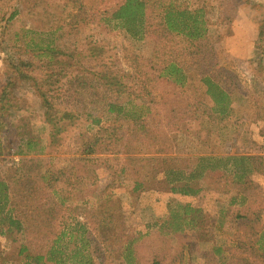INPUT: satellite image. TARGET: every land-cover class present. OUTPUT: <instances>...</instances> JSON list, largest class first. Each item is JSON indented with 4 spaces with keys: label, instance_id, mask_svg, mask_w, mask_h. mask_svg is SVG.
<instances>
[{
    "label": "rangeland",
    "instance_id": "374dc122",
    "mask_svg": "<svg viewBox=\"0 0 264 264\" xmlns=\"http://www.w3.org/2000/svg\"><path fill=\"white\" fill-rule=\"evenodd\" d=\"M44 1L49 13L65 17L60 15L62 0ZM183 1L192 8L206 6L211 29L206 62L190 71V82L181 92L156 78V67L147 66L154 40L134 39L114 25H93L77 37L65 36L62 47L75 43L66 51L70 57L63 58L67 64L45 65L47 60H34L30 69L22 71L37 80L22 79L14 63L20 58L32 61L31 53L22 48L24 40L48 44L54 40L59 23L54 17L24 13V0H0V94L11 83L7 109L0 113V180L9 179L23 165L40 173L62 171L61 180L70 179L69 159L76 137L96 133L100 126L131 143L129 120L109 114L103 104L89 105L88 114L80 118H70L63 112V107H70L64 105L66 100L74 106L82 103L69 99L66 92V81L75 74L90 79L109 76L113 81L124 77L125 97L137 100L135 107L150 105L151 111H137L145 113L152 135L159 136V147L148 148L161 149L157 157L211 156L213 165L223 168L208 172L196 182L201 191L195 196L172 193L171 186L162 185L165 174L150 180L144 190L134 191L137 176L119 175L124 150L117 155L100 154L101 163L92 177L85 175L81 165L76 167L83 178L73 181L69 196L60 192L68 186L58 182L56 200L66 196L68 201L51 234L44 235L32 223H25L23 232L11 239L0 235V264H24V255L20 254L23 246L29 253L46 257L51 248L58 250L59 264H236L243 258L236 246L248 238L245 229L258 232L257 248L264 250V0ZM116 2L110 0L108 6ZM60 68L65 69L61 75ZM199 73L209 74L229 93L226 116L216 113ZM39 85L52 91L49 101L55 108L50 111L40 96ZM186 103L194 106L193 112L180 115V122L170 124L173 115L169 110L184 109ZM16 134L34 142L33 150L24 156L17 155L20 137ZM143 152V148H136L133 155L140 157ZM241 175L250 179L243 188L247 198L240 195L242 188L235 183L245 178L239 179ZM49 193L40 189L39 200L44 203ZM94 209L108 211L115 219L120 217V237L108 249L88 215Z\"/></svg>",
    "mask_w": 264,
    "mask_h": 264
},
{
    "label": "trees",
    "instance_id": "16d2710c",
    "mask_svg": "<svg viewBox=\"0 0 264 264\" xmlns=\"http://www.w3.org/2000/svg\"><path fill=\"white\" fill-rule=\"evenodd\" d=\"M24 1V13L54 17V22L59 23L56 31H54V40L48 44L32 39L30 41L24 40L22 48H24V52L31 53L32 61H24L20 58L17 63H14L16 64L14 68L26 81L37 80L30 77L29 73L22 71L28 69L34 60H47L45 65L67 64L63 58L64 56L70 57L66 51L75 46V43L64 48L60 42L65 36L77 37L83 29L93 25L106 28H111L114 25L137 40L152 38L154 51L152 57L147 60V66L156 67L159 70V75L156 78L170 83L174 88L180 90L189 84L190 71L192 72L194 68L195 70L202 68L206 62L205 55L209 48L211 27L208 11L204 5L192 8L189 3L183 0H117L115 4L109 7L110 0H62L60 15H65V17L61 19L56 13L47 11L44 7V0ZM16 14L17 12L13 13L10 19L14 18ZM15 37H18V34ZM17 40L18 38H16ZM11 60L14 61V59ZM64 70V68H60L59 75ZM198 76H200L199 81L206 87V94L215 103L216 113L226 116L230 109L229 93L215 83L209 74L201 76L199 73ZM123 78L120 77V80L113 81L109 76L102 79H90L86 75H71L65 86L68 98L76 99L82 103L74 106L66 100L64 105L70 107H63V112L68 114L70 118H80L84 114H88L89 105L103 104L107 107L109 114L118 117L125 116L129 120L131 123L129 130L132 132L131 143L125 142L123 137L112 133L109 128L100 126V121H98L100 127L96 133L79 134L74 141L75 150L69 159L72 164L68 170L70 179L67 178L62 181L60 177L62 171L53 173L48 169L44 173H40L28 165H23L9 179L0 180V235L11 239L15 233L23 232L25 223H32V226L42 231L44 235L51 234L56 218L60 216L65 202L68 201L66 196L62 197L61 201L56 200L55 196L59 193L58 182H63L69 187L60 191L66 192L69 196L73 189V181L83 178L76 167L81 165L85 175L89 178L92 177L101 163L100 154L117 155L124 150L126 156L120 165L119 175L137 176L134 191L144 190L145 185L150 180H155L157 176L165 174L166 179L162 181V185L171 186L172 193L195 196L201 191L200 187H196V182L203 179L208 172L223 169L217 163L213 165L211 156L199 155L194 158L157 157L156 155L163 152L161 149H148L152 146L159 147L157 144L159 136L152 135V129L147 124L145 113L142 112L144 110L146 112L151 111L150 105L145 103L135 107L134 103L137 100L125 97L126 86L122 83ZM139 81L141 84H146L143 79H139ZM10 85L11 83L7 84L0 94V113L7 109ZM39 87H41L40 96L45 106L49 111L52 110L55 107L49 101L50 95H48L52 92L51 89L47 91L43 89V85H39ZM79 98H86V101H79ZM126 98H128L127 101ZM150 104L152 106L153 101H150ZM81 106L82 108H80ZM138 108L142 111L138 112ZM193 108L194 106L190 103H186L184 109L171 108L169 112L173 118L168 122H180L182 116H188L193 112ZM180 115L182 116L180 117ZM170 124L174 125L175 123L170 122ZM16 136L20 137L17 155L24 156L33 150L34 142L32 140H25L20 134H16ZM133 143H138V145L133 146ZM133 148H143V156L133 155L135 150ZM227 165L225 164L224 167ZM131 167L134 168V171L130 170ZM244 177L241 175L239 179ZM38 180H40L39 184L37 183ZM249 180L248 177H245L243 180H236L235 182L242 188L240 195L244 198H247L248 195L244 194L243 188L246 189V185L250 184ZM40 189H46L50 192L44 203L38 197ZM88 215L97 225L95 230L102 245L107 249L110 248L120 237L117 230L121 223L120 217L115 219L113 214L100 209H94V212L88 213ZM174 231L179 232L181 229ZM245 232H247L248 238L243 239L236 246V251H240V256L243 258L236 264H264V250L257 248L259 243L258 232L249 233L247 229ZM28 251V247H21L20 254L24 255V264H47V262L59 264L56 259V252L59 251H54V248H51L49 257L32 254ZM249 257L251 260L246 259ZM81 264H90V261Z\"/></svg>",
    "mask_w": 264,
    "mask_h": 264
}]
</instances>
